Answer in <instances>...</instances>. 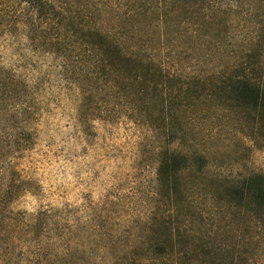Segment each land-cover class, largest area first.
Wrapping results in <instances>:
<instances>
[{"label":"rangeland","instance_id":"1","mask_svg":"<svg viewBox=\"0 0 264 264\" xmlns=\"http://www.w3.org/2000/svg\"><path fill=\"white\" fill-rule=\"evenodd\" d=\"M169 1L171 4L161 9ZM155 2L153 8L159 7V11L142 13L139 9L142 15L135 16L132 24L124 22L125 16L120 20L113 18L112 13H102L101 18L96 17L95 27L115 34L123 46L133 45L139 37L147 41L157 32L161 26L152 20L165 15V10L173 8L175 14L180 11L184 17L186 7L191 5V2L182 3L185 6L182 8L178 0ZM1 4L2 0L0 264L18 261L22 264L20 250L28 256L37 251L47 254L54 249L59 250V253L53 251V259L59 263L67 247L79 250L70 260L88 264L133 261L154 264L149 252L153 244L149 227L158 206L154 194L157 154L165 145L158 117L147 116L143 111L131 115L130 106L133 110L137 106L139 111L140 107L128 103L133 90L130 81L129 85L124 82L116 86L113 84L116 79L103 71L97 74L102 81L94 82L99 76L94 74L92 61L80 66L73 58L47 52L46 48L51 46L48 40L45 50L36 48L29 39L33 32L25 19L15 22L19 18L13 21L2 16L5 11L1 9L5 7ZM202 11L196 7L193 26L179 27L174 43L182 51L183 61L178 66L205 79L218 75L225 64L231 61L229 65H232L239 59L252 40L254 25L241 34L243 25L238 20L234 27L237 37L232 39L231 34L224 33L230 23L219 20L216 24L219 36L214 40L216 29L208 35L204 23L208 18ZM211 24L215 25V19ZM184 28L197 38H190ZM41 34L43 39L50 36L48 30ZM210 37H213V49ZM240 37L243 47L238 42L232 49V41ZM223 39L225 43L232 42L226 49L228 56L217 52L215 46V42ZM190 110L193 112H186L188 115L200 119L190 129V139L209 156L211 170L222 168L234 176H239L242 170L264 174V138L260 135L254 138L256 126L251 118L239 112L233 103L218 101L210 106L198 104ZM13 168L25 180L21 190H17L18 178L12 173ZM206 187L201 184L202 191L199 186L198 189L204 192ZM5 190H14L16 194L4 203ZM200 192H196L198 197L202 195ZM232 222L224 228H208L216 248L213 257L219 259L215 264H230L232 259L233 264H239V228ZM260 264H264V259Z\"/></svg>","mask_w":264,"mask_h":264},{"label":"trees","instance_id":"2","mask_svg":"<svg viewBox=\"0 0 264 264\" xmlns=\"http://www.w3.org/2000/svg\"><path fill=\"white\" fill-rule=\"evenodd\" d=\"M178 2L182 8L191 2L186 7L188 10L184 17L180 11L175 14L173 8L165 10V15L163 13L160 18L152 20L161 27L151 38L146 41L138 36V42L128 46L119 44L122 41L115 34L96 28V17L101 18L102 13H112L113 18L121 20L125 16L124 22L132 24L135 21L133 18L141 16L143 12L152 9L159 11V7L153 8L155 0H2L1 5L5 8L1 12L4 10L2 16L13 18V21L19 18L15 22L25 19L29 31L33 32L29 39L36 48L43 47L39 49L45 50V40H48L51 46L46 48L47 52L55 51L63 57L73 58L80 66L92 61L94 74L99 76L97 74L100 72H109V76L116 79L113 83L116 86L124 82L129 85L130 81L133 90L129 93L128 103L140 107L139 111L137 106L134 110L130 106L131 115L143 111L147 116L158 117L160 125L156 124L160 126L165 145L157 154L154 194L158 206L149 227L150 241L153 243L149 252L154 264L158 260L159 264H215L219 259L213 257L216 248L208 228H224L227 223H234L232 221L236 223L235 228H239V264H260V260L264 259V174L242 170L239 176H234L223 172L222 168L211 170L208 166L212 162L209 156L196 148L195 141L190 139V129L193 130L200 119L186 112L191 114V107L198 104L210 106L217 101L233 103L255 124L254 138L259 135L264 138V0ZM170 4L171 1L167 2L161 9ZM196 7L203 10L202 13L208 18L204 22L208 26V35L216 29L219 20L230 23L224 33L226 36L231 34L232 39L237 37L234 27H237L235 24L238 20L243 25L241 34L254 25L253 35L250 36L252 40L239 59L232 65H229L231 61L225 64L218 75L205 79L195 71L182 70L178 66L183 61L182 51L174 43L179 27L193 26ZM139 9L142 13L138 12ZM175 17L180 19L173 20ZM212 19H215V25L211 24ZM92 22L95 23L93 26ZM46 30L50 36L43 39L41 33ZM184 30L190 38H197L186 28ZM216 32L214 40L219 36L217 29ZM212 38L208 40L213 49ZM225 41L215 42L217 52L222 51L228 56L226 49L232 42V49L238 42L239 47H243L241 37L229 43ZM155 42H159L157 47L154 46ZM186 49L184 44V51ZM229 59L233 58L229 56ZM102 79L99 76L94 82L99 83ZM107 90L111 91L110 86H107ZM119 95L122 96L121 93ZM148 123L153 124L151 121ZM13 170L12 173H16L18 178L15 181L19 187L17 190H21L25 180ZM201 184L207 186L204 192H200ZM14 192L5 190L2 201L11 200L16 194ZM196 192L202 195L198 197ZM189 195L196 198H189ZM64 250L61 254L63 260L59 263L53 259V251L59 253L56 249L47 254L37 251L25 256L22 250L18 254L22 264H88L70 260L77 256V248L67 247ZM232 260L230 264H233Z\"/></svg>","mask_w":264,"mask_h":264}]
</instances>
